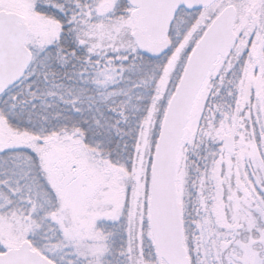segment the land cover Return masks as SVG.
I'll use <instances>...</instances> for the list:
<instances>
[{
  "label": "snow or ice",
  "instance_id": "1",
  "mask_svg": "<svg viewBox=\"0 0 264 264\" xmlns=\"http://www.w3.org/2000/svg\"><path fill=\"white\" fill-rule=\"evenodd\" d=\"M0 264H264V0H0Z\"/></svg>",
  "mask_w": 264,
  "mask_h": 264
}]
</instances>
